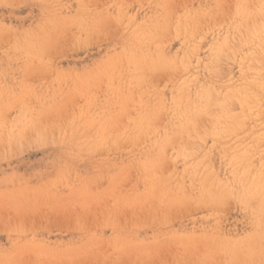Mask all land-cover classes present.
I'll use <instances>...</instances> for the list:
<instances>
[{
  "label": "rangeland",
  "instance_id": "374dc122",
  "mask_svg": "<svg viewBox=\"0 0 264 264\" xmlns=\"http://www.w3.org/2000/svg\"><path fill=\"white\" fill-rule=\"evenodd\" d=\"M262 4L0 0V264H263L232 184L264 112L211 133L264 78Z\"/></svg>",
  "mask_w": 264,
  "mask_h": 264
},
{
  "label": "bare ground",
  "instance_id": "6f19581e",
  "mask_svg": "<svg viewBox=\"0 0 264 264\" xmlns=\"http://www.w3.org/2000/svg\"><path fill=\"white\" fill-rule=\"evenodd\" d=\"M257 4L259 5V2ZM235 5H236V3H235ZM241 5H243V4H241ZM262 5H264V4H262ZM257 8L259 9V7H257ZM261 9H263L262 6H261ZM247 31L249 32V36L251 38V41L254 42L252 44H253V47L255 48V51L251 52L248 50L247 54L245 52L246 59H251L254 57L255 61L258 59L264 60V34H259V32H264V19H262V20L260 19L258 21V23H254V25L251 26ZM252 44L250 43V45L247 46V49H250L248 47H250ZM214 47H216V46H214ZM218 47H219V45H218ZM219 49H220V47H219ZM217 50L218 49L216 48V51ZM220 51H218V52L220 53ZM243 52H244V50H243ZM211 53L212 52H210V54ZM217 55H219V54L217 53ZM215 61H217V60H215ZM260 62H262V60H260ZM259 65H261V64H259ZM238 90L239 89H237V91H234V93L228 94L226 96L224 95L223 97H220V94H219L218 95L219 97H217L218 98L217 100H219V99H221V100L219 102H217V104H222V106H220V107H223L225 109L223 103L228 102V101H226V99H228V98L232 99L234 96H238L239 98H237V99H241V101H242L241 105L244 108V110H240V111H243L244 115L241 116V120H238L239 122L237 121V119H232L233 121H232V124H230V126L228 127L229 129L223 128V126H222L223 129H218L217 126L219 125V122H218L219 117L216 116V117L212 118L213 124H211V126H215V127L211 128V126H210V128H211V133L213 135L219 136V135H221L222 132H224V133L229 132V134H231V133L237 131L236 127H239L238 124H240V125L242 124L246 128L245 120H247V121L255 120V119H257V117H259L258 115H263V112H264V78H260L259 76L255 77V79L252 78V80L247 83V87H244L242 89V91L241 90L238 91ZM224 98H226V99H224ZM234 99H236V97ZM227 104L229 105V102ZM218 110H221V109L218 108ZM225 112H227V111L225 110ZM224 113H222V114H224ZM228 114H225V116H227ZM192 116H196V115H192ZM221 119H223V118H221ZM260 120H261V118H260ZM260 120H259V122H261ZM234 123H236V124H234ZM261 128H260L261 131H262V129L264 130V128H262V129ZM239 129H241V128H239ZM227 130H228V132H227ZM251 130H253V129H250V131ZM244 131H245V129H244ZM205 132H209V131H205ZM251 133H253V132H251ZM251 133H250V135H247V136H246V134H244L248 138V139L246 138V142H248V143L245 144V142H244L241 145L238 144L237 146H235L236 148L233 147V157H234V160L236 163V167H237L236 169L237 170L234 171V174H236L235 185H234V183L232 184L233 186L236 187V189L232 190V191L240 193L241 199L243 201L244 206L247 207L248 213H249L250 209H252L251 210L252 216H251V221H250L251 227L253 229L252 233L254 234L256 239L260 241L262 247L264 248V132L260 133V134L257 133L258 135L253 133L256 136H254ZM212 134H211V138H212ZM207 135H209V134H207ZM235 136H237V135H235ZM237 138H239V137H237ZM238 140H240V138ZM224 186L227 187V185H224ZM250 249H251L250 244H248V243L243 244L242 250L236 251L235 262H237L238 252H243L246 256V260L241 262L240 264H251L250 261L248 260L249 257L251 256ZM259 259L264 260V253L262 255L258 256L256 260H259ZM263 264H264V261H263Z\"/></svg>",
  "mask_w": 264,
  "mask_h": 264
}]
</instances>
